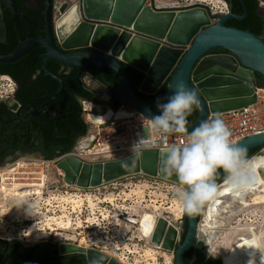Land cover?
Returning a JSON list of instances; mask_svg holds the SVG:
<instances>
[{"label": "water", "instance_id": "1", "mask_svg": "<svg viewBox=\"0 0 264 264\" xmlns=\"http://www.w3.org/2000/svg\"><path fill=\"white\" fill-rule=\"evenodd\" d=\"M147 1L46 0V35L25 38L17 1L0 0V7L12 11L19 38L12 52L0 54V62H11L34 45H42L46 49L40 57L42 69L61 82L58 91L46 96L59 94L64 80L47 69L45 57H52L63 66L79 68L78 79L91 67L112 69L118 76L115 89L122 101V113L136 110L149 118L159 114L157 99L166 102L176 86L183 82L198 90L201 101L198 117L189 125V131L210 114L256 102V90L260 85L257 73L264 77V38L248 29L225 24L230 17L244 18L246 10L243 15L235 14L229 4V11L221 13L202 2L178 9H156ZM219 47L227 51L212 52ZM129 68L142 73L138 84L134 83ZM167 82L166 91L160 93ZM141 95L152 98L146 100ZM238 145L246 150L258 148L249 158L263 155L264 133L251 135ZM163 149L145 148L136 154L99 162H86L69 155L56 163L64 170L66 182L84 188L136 174L177 183L159 171ZM14 157L15 154L5 157L0 165ZM205 204L201 213L197 212L194 217L184 210L183 219L188 216V225L181 243L182 224L178 228L163 216L156 220L151 242L171 253L179 244L174 264H184L183 255L198 234ZM47 242H37L34 246ZM49 244L58 259L59 255L68 254L69 261L79 256L85 264H124L95 248L71 242L49 241Z\"/></svg>", "mask_w": 264, "mask_h": 264}, {"label": "rangeland", "instance_id": "2", "mask_svg": "<svg viewBox=\"0 0 264 264\" xmlns=\"http://www.w3.org/2000/svg\"><path fill=\"white\" fill-rule=\"evenodd\" d=\"M153 1L173 4L178 8L198 2L208 4L213 11H227L230 8L225 0ZM259 5L264 14L262 1ZM16 89L17 83L11 76L6 79L0 74V105L8 101ZM93 89L99 92L106 87L96 82ZM5 167L7 171L16 168V172H10L4 179L2 168ZM62 172L53 158H46L39 152L21 151L6 164L0 165V239H17L26 245L41 241L57 244L73 242L114 254L125 264H174L170 253L153 244L151 234L145 235L139 222L134 223L130 218L139 219L149 213L155 218L164 216L180 225L185 205L176 197L174 190L181 188V185L137 174L99 187L79 189L68 184ZM23 173L33 183L43 180L41 193L34 194L38 191L36 184L19 186L22 190L27 188L32 191L25 199L14 193L13 179L16 176L19 178L16 181H23L20 180V176L25 175ZM245 196L249 199L250 194L246 193ZM228 201L236 213L229 214L223 210L224 204L220 206L216 219L223 228L216 230V235L209 241L208 249L218 256L228 251L229 239L232 242L237 239L232 238V234L237 231L232 227L253 225L264 232L263 207L241 209L239 202L232 198ZM208 203L205 204L200 223ZM31 225L39 231L47 229L49 236L38 240L34 232L28 234ZM199 227L203 228L200 224ZM236 233L250 234L248 230H238Z\"/></svg>", "mask_w": 264, "mask_h": 264}, {"label": "trees", "instance_id": "3", "mask_svg": "<svg viewBox=\"0 0 264 264\" xmlns=\"http://www.w3.org/2000/svg\"><path fill=\"white\" fill-rule=\"evenodd\" d=\"M16 1L18 9L22 13L19 21L25 38L45 36L46 0H34V6H30L29 4L32 0ZM259 2L260 0H236L239 7L238 9H234V11L232 8V11L235 14L243 15L246 10L247 15L242 19L230 17L225 21V24L227 26H233L240 29H248L257 35H261L264 29V19L259 12L261 9ZM2 23L4 25V30L0 35V54H8L19 44L15 22L12 19V11L8 7L3 8ZM45 51L46 49L42 45L36 44L15 60L8 63L0 62V74H9V76H11L14 80L22 82L24 93H28L24 97L20 96L21 102H27L30 96L35 93H54L61 87V83L58 79L49 75L42 69L40 57ZM223 51L227 50L222 47L212 50V52ZM44 64L47 69L62 76L65 80V84L64 89L60 94L47 99L52 109H59V113L57 115H53L52 120L50 121L44 120L42 123H36L32 126V133L38 137V143L32 144L31 150H40L44 157L53 158L59 152H67L71 150L76 142V139L86 130V124L82 118L81 106L79 103L77 105L72 98L73 90H76V95L81 98L91 99L99 103H111L115 108L121 106L122 101L115 89V86L118 83V76L112 69L95 67L88 68L87 73L106 86V89L103 92H97L93 89L85 87L77 80L79 68L63 66V64L52 57H45ZM129 69L134 83L138 84L143 76L142 73L133 68ZM37 71H40L37 77L34 80H30L33 74ZM257 79L260 84L264 81V77L260 73H257ZM169 81L170 79L168 82ZM168 82L161 88L160 93H164L166 91ZM141 97L146 100L152 98L151 96L146 95H141ZM3 108L4 109L2 111L6 112L7 110L5 109V106H3ZM198 113V109L194 110L192 115L188 117L190 124L197 119ZM14 118V114H11V117L8 120H4L0 115L1 136H3L6 131L12 132V125L7 126V124H10V121ZM41 124L44 125L43 128ZM29 139L30 134H28L26 138L22 139L20 146L26 145L29 142ZM14 149L16 148L9 145L6 152L13 151ZM257 150V147L248 149L247 156H251ZM224 177V174H219L216 177V182L218 183ZM204 204L198 210V214L201 213ZM14 241L18 243L17 239ZM2 242L3 240L0 239V243Z\"/></svg>", "mask_w": 264, "mask_h": 264}, {"label": "clouds", "instance_id": "4", "mask_svg": "<svg viewBox=\"0 0 264 264\" xmlns=\"http://www.w3.org/2000/svg\"><path fill=\"white\" fill-rule=\"evenodd\" d=\"M264 6V0H262ZM86 73L81 80L87 77ZM158 115L151 117L154 131L167 134H187L180 143L166 144L159 160V171L173 178L181 188L174 190L188 215L195 216L203 204L218 191L216 177L224 174L233 182L243 179L245 165L251 159L247 150L232 140V131L219 115L191 127L190 117L201 107L198 90L179 83L166 102L157 99ZM141 139L132 147L136 154Z\"/></svg>", "mask_w": 264, "mask_h": 264}, {"label": "built area", "instance_id": "5", "mask_svg": "<svg viewBox=\"0 0 264 264\" xmlns=\"http://www.w3.org/2000/svg\"><path fill=\"white\" fill-rule=\"evenodd\" d=\"M150 4L156 9H178L158 7L153 0H150ZM96 82L91 75L84 78V86L87 88L93 89ZM256 94V102L239 109L210 114L207 119L217 115L222 117L233 133L232 140L237 143L251 135L264 133V81L257 87ZM80 106L86 130L76 139L71 150L59 152L53 157L55 162L69 155L86 162L118 159L133 154L132 147L138 139H141L140 148L137 149L140 152L145 148L162 149L166 144L180 143L187 137L186 133L165 135L154 131L149 117L136 110L130 114L122 113V104L115 108L110 103L82 98Z\"/></svg>", "mask_w": 264, "mask_h": 264}, {"label": "flooded vegetation", "instance_id": "6", "mask_svg": "<svg viewBox=\"0 0 264 264\" xmlns=\"http://www.w3.org/2000/svg\"><path fill=\"white\" fill-rule=\"evenodd\" d=\"M226 1L225 2L228 4V6L229 4L231 5L233 11L234 9H238L239 5L236 3V0H226ZM29 4L30 6H34L35 1L32 0L31 2H29ZM228 11L229 8L227 12ZM259 12L264 19V14H262L261 9L259 10ZM2 19H3V8L0 7V35L4 30ZM261 36L264 38V29L262 31ZM39 72L40 71H37L35 74H33L30 80H34L39 74ZM81 77L80 79L77 78V80L80 81V84L82 83L84 85V81L81 80ZM15 82L17 83V89L13 93V96L8 101H3V103L0 105V115L3 117L4 120H8L11 117V114H14L15 116V118L12 121H10V124H7V126L12 125V132L6 131V133L3 136L0 135V160H3L5 157L11 154L16 155L21 151L39 152L42 154L40 150H35V151L31 150V145L38 143V137H36L35 134L32 133L31 128L36 123L37 124L40 122L42 123V121L44 120H48V121L52 120V116L57 115L60 111L57 108L52 109L51 105L47 101L48 98L56 96V95L46 96L52 93H46V94L35 93L34 95L30 96L27 102H21L20 96L24 97L28 93L27 92L26 94L24 93L22 82L16 80ZM64 84H65V80H64ZM99 92H103V91H99ZM72 98L74 99L77 105L78 103L80 104V100L82 99L81 97L76 95V90H73ZM3 106H5V109L7 110L6 112L2 111L4 109ZM41 126L43 128L44 125L41 124ZM28 134H30L29 142L24 146H20V142H22V139L26 138ZM9 145H12L13 148L15 147L16 149H14L13 151L6 152V150H8L9 148ZM183 216L184 213L182 214L181 217L182 219L181 224L183 226V231L179 236L180 243L183 242L186 236L187 225H188V216L185 215L184 219ZM35 244L26 245L19 240L18 243L15 242L14 240L11 241L3 240V242L0 243V264H67V263L85 264L82 258L79 256L72 258L71 261H69L70 255L68 254L59 255V259L56 258L53 255L49 241L47 243H42L40 245L34 246ZM208 244H209L208 237L206 236L205 232L199 227L198 234H195L193 242L191 243L190 247L185 251L183 255L184 264H223L222 257L214 254L211 250H209L208 247L210 245ZM178 249H179V244H176L173 253L168 251L172 256V260H174V263L177 262L176 256L178 253Z\"/></svg>", "mask_w": 264, "mask_h": 264}, {"label": "bare ground", "instance_id": "7", "mask_svg": "<svg viewBox=\"0 0 264 264\" xmlns=\"http://www.w3.org/2000/svg\"><path fill=\"white\" fill-rule=\"evenodd\" d=\"M147 3L150 4V0H148ZM154 3L158 7H176L173 4H166V3H159L158 4L155 1H154ZM151 6L153 7V5H151ZM217 12L227 13V11H225V10H220ZM2 76L6 79L9 78V76L6 74H4ZM110 114H111V109H109V111H108V115H110ZM58 168H60V167H58ZM2 170L4 171V173H2L4 179L6 178V175L9 174L10 172H16V168H14V169L12 168L9 171H7V169L5 167L4 169L2 168ZM61 170H63V169H61ZM63 172H64V170H63ZM63 172H62V174L65 175V172L64 173ZM26 173H27V171H26ZM23 174H25V173H23ZM130 176H132V175H130ZM125 177H127V176H125ZM17 179H19V178H16V176H15L13 179V182H12V186H14V188H13L14 193L21 196V198L25 199L26 196L31 194V192H32L31 190H28L26 187H24L26 189L22 190V188L19 187L21 185L25 186V185L36 184V185H38V187H37L38 191H35L34 194L35 193H41L40 186L43 185V183H44L42 179H40L38 182L33 183V182L29 181L30 177L26 174L20 176V180H23V181H16ZM114 181H116V180H114ZM111 182H113V181H111ZM107 183H110V182H105L101 185L90 186L87 188L99 187V186H102V185L107 184ZM68 184H70V183H68ZM71 185H73L74 187L79 188V189L84 188V187L79 186L77 184H71ZM218 186H219L218 191L215 194V196H213L211 199L208 200L209 205L205 211L204 218L202 219V221L200 223V225L203 226L202 230L205 231V234L208 237V241H211L212 237L214 235H216L214 233L216 230L223 228V226L221 224H218L219 221L216 219V214H217L220 206H222L224 204L223 210L225 212H228L229 214L236 213V210H234L232 208L231 203L228 201L229 198H232L233 200L239 202L241 209L247 208V207L250 208L252 206H256V207L261 206L264 209V154L263 155H254L248 161V163L245 165L244 176H243V179L241 181L233 182L232 179L230 177H228V178L224 179L220 184H218ZM246 193L250 194L249 199L246 198V196H245ZM184 210H185V208H184ZM183 213H184V211H183ZM159 217H161V216H158L157 218H155V216L153 214L145 213L139 219L134 218V217H132L130 219L134 223L139 222V224L142 228V231L144 232L145 235H147V234H152L153 229L155 227V223H156L155 220H157ZM249 221H251V219ZM169 223H173V222L169 221ZM173 224H175L178 228L180 227V225L177 223H173ZM232 228H235L237 231L238 230H248L250 234L246 235L244 233H236L237 231H235V233L232 234V238L233 239L237 238V239L233 242L231 239L228 240V242H230V247H229L227 252H225L224 254H221L223 264H264V232L262 231L263 229L260 230L259 228H257L258 229L257 230L256 227L253 225H237V226L232 227ZM27 232H28V234H32L34 232L35 233L34 236L38 240H44L50 234V232H48L47 229L39 231V230H36L35 227L32 225L29 227ZM228 237H231V236H228ZM150 238H151V236H150ZM71 243H73V242H71ZM155 245H157V244H155ZM81 246H83V245H81ZM84 247H86V246H84ZM86 248H91V247H86ZM93 248H95V247H93ZM95 249H97L98 251H101L102 253H105L98 248H95ZM225 250H227V248ZM105 254H107L111 257H115L114 254H112V255H110L108 253H105ZM115 258L118 259L117 257H115ZM119 261H121V260H119ZM122 263H124V262H122Z\"/></svg>", "mask_w": 264, "mask_h": 264}, {"label": "crops", "instance_id": "8", "mask_svg": "<svg viewBox=\"0 0 264 264\" xmlns=\"http://www.w3.org/2000/svg\"><path fill=\"white\" fill-rule=\"evenodd\" d=\"M99 84H101V85H103V86H105L103 83H100L99 81H97ZM106 87V86H105Z\"/></svg>", "mask_w": 264, "mask_h": 264}]
</instances>
